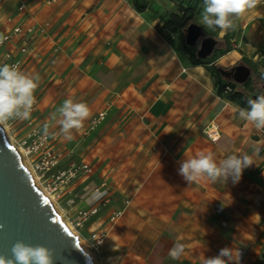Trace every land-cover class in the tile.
I'll return each instance as SVG.
<instances>
[{"label": "crops", "instance_id": "crops-1", "mask_svg": "<svg viewBox=\"0 0 264 264\" xmlns=\"http://www.w3.org/2000/svg\"><path fill=\"white\" fill-rule=\"evenodd\" d=\"M6 1L8 0L2 3ZM71 1L60 0L61 3L54 6L55 0H27L23 3H20V0H13L12 8L17 10L18 6H22L23 11L17 12L25 15L23 22L15 27L32 28L33 31L41 30L42 33L33 34L35 35L33 39H36L35 44L45 41L50 43L53 32L60 27L59 40L65 41L67 47L75 46L70 36L74 30L79 32L75 39L76 43L87 40L83 46L80 45L82 49L78 52V62H82L83 65L82 68L76 69L78 72H73L68 78L76 74L79 83H84L81 87L82 91L93 83L102 89V93L104 91L113 93L119 88L115 83L116 65L112 69L109 65L110 68L104 71L101 64L121 61L125 53L118 54L116 51L117 33L111 23L112 15L109 13L110 17L107 16L102 23H95L94 19L93 21L90 19L88 23L86 22L88 15L81 10L75 11ZM26 3L32 5L28 12ZM260 6H263V3L257 0L255 7ZM262 10L264 11V7ZM72 15H78L75 22L71 18ZM47 16H49L47 21L54 24L49 32L46 25L44 27L40 25ZM263 18L264 15L261 19ZM148 41L153 45V49L141 44L143 48L138 61L144 60L145 72L141 73V80L137 84L146 78H157L161 70L156 63L163 57H167L162 52L163 47L158 41ZM89 54L92 59L89 63H85ZM65 56L67 57V54ZM174 61H176L175 56L168 59V63ZM52 63L53 60L48 62L46 70L49 69L51 72ZM100 71L104 73V76L100 74ZM178 71L171 81H161L163 85L157 88L161 91L159 97L153 103L145 105V109H139L142 112L138 116L135 114L136 117L132 115L133 108L127 104L113 102L106 109H101L103 105L96 109H101L103 113L98 122V131L92 138L93 141L96 140V144L92 146L88 156L92 154V159L103 160L97 170H102L103 175L108 172V182L117 174L120 177L125 175L124 180L121 181L117 177L114 183L120 182L117 189L123 186L122 190L126 192L124 198L128 200L127 207L122 211L125 213V221L135 215L141 217L145 215L148 219L144 221V224L152 222L157 227L155 230L147 231V233H155L156 236L145 247L146 257H142L138 250L132 251V244L126 245L122 241L121 232H114L111 238L118 241V245L124 247L127 254L140 259V264H200L203 257H215L222 248L238 249L242 253L239 264H262L261 256L264 254L262 249L244 248L243 243L239 242V239H251L253 236L238 227H233L230 231L228 224L233 222L239 225L242 215L239 214L240 210L246 211L245 208H252L255 214L259 212L261 203H264V180L258 177L261 174L264 175L262 160L264 159V155L262 156L264 129H256L241 121L238 114L234 112L237 108L235 104L217 98L221 106L217 109L216 115L206 116V119L204 118L194 127L199 128L206 124V128L210 122L217 124L219 129L221 128L220 138L217 141L209 142L206 138L203 140L199 135H191V132L187 138L184 133H177V123L186 119L185 113L187 112L189 116L197 114L204 99L209 97L212 91L210 77L203 76L202 70L192 67L181 68ZM106 78L111 82L108 85H104L103 82ZM178 79L187 81L188 87L186 91L181 92L182 97L176 100V80ZM182 101L186 103L183 104ZM211 102L213 101H210L204 110L211 105ZM41 105L42 102L38 101L37 109H40ZM210 117L214 120L210 121ZM187 121L191 122V118ZM249 148L254 150L253 155H248ZM200 152L210 154L217 164L232 155H247L252 159L253 164L243 170L241 181L238 183H233L229 179L225 183L201 180L188 184L179 174L178 169L185 159L195 157ZM103 169L106 171L103 172ZM245 171L253 175L252 180H245ZM138 175H143L144 178L135 177L129 181V176ZM104 186L105 183H102L101 188ZM139 198L144 199L143 206L134 207ZM138 203H141V200ZM117 210L119 211L116 209L111 212ZM214 211L219 214H214ZM247 211L250 210L247 209ZM255 216L259 218L264 216V213L260 212ZM127 231L123 230L124 233ZM138 235L133 236L134 242ZM144 237L150 238L149 234ZM177 243L183 246V252L177 259H172L168 252ZM249 251H252V256L247 259L246 253Z\"/></svg>", "mask_w": 264, "mask_h": 264}, {"label": "rangeland", "instance_id": "rangeland-1", "mask_svg": "<svg viewBox=\"0 0 264 264\" xmlns=\"http://www.w3.org/2000/svg\"><path fill=\"white\" fill-rule=\"evenodd\" d=\"M25 1L27 0H20V3ZM147 1L149 2V8L143 14H137L133 10L131 6L132 0L71 1L72 7L75 8V11L81 10L88 15L86 17V22L88 23L90 22V19H94V21H92L95 23H102L107 16L110 17L109 13L112 15L111 19L113 20L111 23L117 33L115 41L117 47L116 51L118 54L125 53V55L121 61L117 60L116 63L101 64L102 70L104 71H107L110 67L112 69V67L116 65L114 68V70H117V79H115V83L119 88L110 94L107 91L102 93V89L93 83L87 86V89L82 91L81 87L84 83H79L78 77L75 73L73 77L68 78L73 72H78L76 71L78 67L82 68V62H78V52L87 41L84 39L81 42L78 41V43H76L77 40L75 39L80 33L75 30L70 36V38L73 39L72 43L75 44L73 47H67L65 41L59 40L61 37L59 35L60 27L53 32L50 43L45 41L40 44H35L36 39L34 40L33 37L42 33V31H33V33L35 32V35L26 42V54L20 53L22 42L15 37L3 46L5 51L11 50L13 56L21 59L20 71L29 75L38 74L40 80L38 87L34 92L35 103L30 118L23 121L10 120L4 125H0V128L2 130L4 127L7 128L11 138L10 143L16 149L21 146L23 141L28 142L29 139H31V137H28L32 134H43L47 136L55 155H57V164L51 170V173L48 176H45V178H40V175H36V177H39L37 185L40 189H45L47 186L50 187V192H46L55 196V209L60 215H62V217L58 215L52 204L51 206L61 221L70 225V223L74 222L79 211H87L97 208V214L91 217L81 229L74 230L76 234L73 235L77 240L82 241V243L86 245L84 248L92 256V264H140L141 262L140 259H136L127 254L124 247H121L118 251H110L108 253L103 252L101 249L99 253H96L91 249L88 242L89 235L91 234L90 232L92 231L100 232L105 238L104 242L106 239H109L114 244H118V241L113 240L111 235L114 232H121L122 241H124L126 245L132 244L133 248H131V250H138L141 252L142 257L145 256L146 245H148L149 242H152L156 236L155 233H147L148 230H155L157 227L156 224L152 222L144 224V221L148 219L145 215H143V217L135 215L125 221V213L122 211L127 207L126 202L128 200L124 198L126 192L122 190L123 186H120V188L117 189L120 182L114 184L117 177L122 181L125 179V175L120 177L119 174H117L108 182V172L103 175L102 170H97L98 166L102 165L100 163L103 162V160L92 159V154L89 156L88 154L90 153L92 146L96 144V140L93 141L92 138L98 131V122L101 119V113H103L102 110L106 109L110 103L116 102L117 104L130 105L134 110L132 115L133 117H136L135 114L138 116L141 114L140 112H142L139 111V109H145V105L153 103V101L159 97L161 91L157 88L160 85H163L161 82L162 80L171 81L175 74H178V69L193 67L191 63L192 54L197 52V47L190 48V51L184 50L177 37L171 36L164 29L162 20L168 19L169 14L171 13L181 16V12L187 10L189 13L188 16L193 19L191 24H196L200 27L206 37L213 39L217 38L214 40L218 42V47L223 45V42L218 40L224 38V44L229 46V52L226 55L220 56L217 54L215 58L206 61L205 63L213 62L212 68L216 67L220 73L225 74L236 64L241 62L245 65L250 64L259 74L264 76V18L261 20L246 22L240 19V16L233 17L232 28L228 30L217 29L216 31L206 32L199 24L203 11V1ZM59 2L60 0H55L54 6H57ZM258 2L263 3V6L259 7L262 9L264 7V0H258ZM2 4L3 3L0 4V40L5 36H10L15 25L21 24L25 19L24 13H18L16 9L12 8L13 0H8L3 5ZM25 5L26 11L28 12L32 5L29 3H26ZM77 16H71V18L74 19V22L77 19ZM48 18L49 16H47L40 25L42 27L46 25V29H48L49 32V30H52L54 24L53 22H48ZM24 24H26V22ZM46 29L44 28V31H46ZM148 40L158 41L163 47L162 52L167 55V57H163L156 63L161 70V72L158 73L157 78H146L137 84V82L141 80V73L145 72L144 60L142 59L138 61L141 49L143 48L141 44L147 48L153 49V45H151ZM66 54L67 57L65 56ZM174 56L176 57V61L168 63V59ZM91 59L92 57L89 54L85 59V63H89ZM51 60H53V63L50 72L49 69L46 70V66ZM100 74L104 76L102 71H100ZM202 74L205 77L209 76L204 68H202ZM109 81L110 79L108 78L104 79V85L111 83ZM210 82L212 87L211 95L204 99L203 105L199 108L198 113L189 116L186 112V119L177 123V133H184L186 138L189 136V132H191V135H199L201 139L204 140L205 136L202 131L205 130L206 124L205 126L194 128L195 124L202 122V120L206 116H210V114H213L212 116L214 117L217 113V109L221 106L219 100L224 101L216 96L215 89L212 85L213 79L211 77ZM96 86L97 88H95ZM186 87H188L187 81L181 79L176 80V100L182 97L181 92L186 91ZM69 98L73 99L74 102L85 103L91 111L90 118L83 122V127L81 129L70 130L74 137L71 141L65 140L62 135H56L59 133L58 120L62 117H60L59 114L56 116L52 115L56 112V109L63 104L64 100ZM217 98L219 100H217ZM38 101L42 102L40 109H37ZM210 101L213 102H211V105L204 110ZM184 103H186V101H184L183 104ZM101 105H103L101 108L102 110H96ZM213 117H210V121L214 120ZM189 118H191V122L187 121ZM206 121L207 120H205V122ZM247 135L249 136L250 134ZM253 151L252 148H249L248 155H253ZM263 155L264 152L262 153V156ZM81 160H84L85 164L89 166L91 170L89 174L78 172L71 179H68L67 176H62L68 168H77L80 165ZM262 160L264 161V159ZM23 161L27 162L26 167L31 170V161L26 158H23ZM105 171L106 170L103 169V172ZM245 174L246 181L253 179L252 174L247 172ZM141 176L143 177V175L129 176L128 179L130 181L131 179H135V177L141 178ZM57 177L58 179H56ZM258 177L264 180V175L261 174ZM230 181L232 180L230 179ZM240 181L241 178L239 182ZM102 183H105V186L101 188ZM93 192H99L100 195L94 201L89 202L90 194ZM139 200H141V203H138ZM139 200L136 201L134 207L143 206L142 202L144 199L139 198ZM116 209H119V211L111 212ZM247 209L250 211H247ZM244 210L246 211L240 210L239 212V214H242L241 217L244 216L243 218L240 217L239 225L231 222L228 224L229 230L231 231L233 227L243 229L245 232L253 236L251 239H239V242L243 243L244 248L258 247L264 251V216H260L259 218L255 216L260 212L264 213V203H261L259 212H255V214L253 213L252 208H245ZM116 213H120V217L116 221L110 222V218ZM214 214H219V212L214 211ZM231 214H233V212ZM123 230L128 231L124 233ZM137 234H139L138 238L134 242L133 236ZM148 234L150 237L149 239L144 237L148 236ZM108 235L110 236L108 237ZM116 256H123V261L121 263L114 260L110 261V258ZM250 256H252V251L246 253L247 259ZM261 257V263L264 264V254H262Z\"/></svg>", "mask_w": 264, "mask_h": 264}, {"label": "clouds", "instance_id": "clouds-1", "mask_svg": "<svg viewBox=\"0 0 264 264\" xmlns=\"http://www.w3.org/2000/svg\"><path fill=\"white\" fill-rule=\"evenodd\" d=\"M257 0H203V11L199 24L208 31L217 29L228 30L233 27L232 18L239 17L246 10L256 6ZM40 76L25 74L18 65H0V125L10 120H28L35 103L34 92L38 87ZM264 81V76L261 77ZM248 107H237L234 112L238 118L256 129H264V94L248 100ZM59 114V133L65 140L71 141L72 129L79 130L83 122L90 118L91 111L83 102H74L69 98L56 109L52 115ZM253 164L247 155H232L217 164L203 152L195 157L185 159L179 169V174L188 183L207 180L211 182L238 183L245 168ZM99 192L90 194L89 202L94 201ZM13 258L0 256V264H53V251L43 245L26 244L17 240L11 248ZM183 252L179 243L169 249L168 255L177 259ZM242 253L238 249L222 248L215 257L205 258L200 264H239Z\"/></svg>", "mask_w": 264, "mask_h": 264}, {"label": "water", "instance_id": "water-1", "mask_svg": "<svg viewBox=\"0 0 264 264\" xmlns=\"http://www.w3.org/2000/svg\"><path fill=\"white\" fill-rule=\"evenodd\" d=\"M198 42L196 57L205 60L211 56L217 42L204 38L201 28L190 24L185 30L184 44L194 48ZM228 75L234 84L241 86L249 80L251 72L245 66H237ZM17 240L50 248L53 264H92L48 199L36 189L0 128V256L14 259L11 248Z\"/></svg>", "mask_w": 264, "mask_h": 264}, {"label": "built area", "instance_id": "built-area-1", "mask_svg": "<svg viewBox=\"0 0 264 264\" xmlns=\"http://www.w3.org/2000/svg\"><path fill=\"white\" fill-rule=\"evenodd\" d=\"M4 0H0V4ZM18 12L23 11L22 6L17 7ZM33 29L32 28H21L20 26H16L12 29L10 36H5L2 40H0V65L8 64V65H18L20 69L21 59L16 58L13 56V52L5 51L3 49V46L5 43H8L11 41L12 38H17L18 40H21L22 42V48L20 50L21 54H26L27 51L25 50L26 42H28L31 37H33ZM225 92H229V89H226ZM206 140L209 142H215L220 138V129L219 126L215 123H210L203 132ZM29 141H23L21 146L17 149L20 153L22 158H26L27 160L31 161V170L30 172L33 175H40V178H45V176H48L51 173V170L56 166V156L52 146L50 145V142L46 135H35L32 134L28 138H30ZM19 156V154H18ZM19 156V158H21ZM21 161V159H20ZM78 172L89 174L91 172L89 166L85 164L84 161L81 160L80 165L77 168L70 167L68 168L62 176H67L68 179L73 178ZM29 173V172H28ZM30 174V173H29ZM32 182L34 184V176H32ZM39 180V177H37ZM58 179V177L56 178ZM35 185V184H34ZM45 191L50 192V187L47 186ZM97 214V208H93L87 211H79L75 217V220L73 223H70V226L73 230L81 229L82 226L94 215ZM120 213L114 214L110 218V222L116 221L120 217ZM66 227V226H65ZM67 228V227H66ZM89 235V245L91 246V249L95 251L96 253H99V251L102 249V244L104 242V236L97 231L90 232ZM78 240V244H79ZM86 246V245H85ZM81 248V247H80ZM83 250V248H81ZM85 249V248H84ZM84 252L86 250H83ZM87 252V251H86ZM85 252V253H86ZM88 253V252H87ZM91 255L90 253H88Z\"/></svg>", "mask_w": 264, "mask_h": 264}, {"label": "trees", "instance_id": "trees-1", "mask_svg": "<svg viewBox=\"0 0 264 264\" xmlns=\"http://www.w3.org/2000/svg\"><path fill=\"white\" fill-rule=\"evenodd\" d=\"M131 6L137 14H143L148 10L149 2L147 0H132ZM188 15L189 13L185 10L181 12V16L171 13L169 14L168 19L162 20L164 29L171 36L177 37V39L181 42L183 49L186 51H190L191 49L186 47L184 44L185 30L193 22V19ZM218 41H222L224 46L222 45L221 47H218L217 45L211 56L205 60H199L195 53L192 54L191 63L194 68H204L213 79L212 85L218 98L233 103L237 107L247 108V102L249 99H255L258 95L264 94V81L261 80L263 75L259 74L250 64H247L248 69L252 72V75L249 80L241 86H238L229 79L221 76L216 67L212 68L213 62L205 63L206 61L215 58L217 54L224 56L229 52V46L224 44L225 39L222 38ZM226 89H229V92H225Z\"/></svg>", "mask_w": 264, "mask_h": 264}, {"label": "bare ground", "instance_id": "bare-ground-1", "mask_svg": "<svg viewBox=\"0 0 264 264\" xmlns=\"http://www.w3.org/2000/svg\"><path fill=\"white\" fill-rule=\"evenodd\" d=\"M263 15H264V11L262 10V9H259V8H252V9H249V10H246L242 15H240V19H242V20H244V21H246V22H250L251 20H253V19H261L262 17H263ZM198 70H202V68H200V67H198ZM3 131H4V136H5V139H6V141H7V143L10 145V146H12L15 150H16V152H17V154H19V156L21 157V153H22V151H21V153L10 143L11 142V138H10V134H9V132H8V130H7V128L6 127H4L3 128ZM21 159V164H22V166L30 173V174H32L31 172H30V170L26 167V163L27 162H24L23 161V158L21 157L20 158ZM32 176H34V184H35V186H36V188L38 189V191H41L42 192V195L44 196V197H46L47 199H48V201L50 202V204H52L53 206H54V209L56 208L55 207V196L53 195V194H50V193H48V192H46L44 189H40L39 187H38V185H37V182H38V178L35 176V175H33L32 174ZM55 211H56V209H55ZM57 212V211H56ZM58 213V212H57ZM58 215L60 216V217H62V215H60L59 213H58ZM63 222V224L67 227V230L70 232V234H72V235H75L76 234V232L72 229V227L69 225V224H66V222H64V221H62ZM79 246L81 247V248H83V250H85L84 249V247H85V244L84 243H82V241H79ZM121 249V247L118 245V244H114L111 240H109V239H106L105 240V242L102 244V251L103 252H110V251H118V250H120ZM86 252V251H85ZM86 254H88L87 252H86ZM89 255V254H88ZM89 257L91 258V261H93V258H92V256L91 255H89ZM112 260H114V261H116V262H118V263H121L122 262V260H123V256H116V257H112V258H110V261H112Z\"/></svg>", "mask_w": 264, "mask_h": 264}, {"label": "flooded vegetation", "instance_id": "flooded-vegetation-1", "mask_svg": "<svg viewBox=\"0 0 264 264\" xmlns=\"http://www.w3.org/2000/svg\"><path fill=\"white\" fill-rule=\"evenodd\" d=\"M204 38H207V37L204 35ZM199 44H200V42H198L197 45H196V47H197V51H198V49H199ZM217 45H218V43H217ZM217 45H216V47H217ZM196 53H197V52H196ZM196 53H195V55H196ZM237 66H245V67L248 68L247 65H245V64H243V63L240 62V63L236 64L232 69H234V68L237 67ZM232 69H231V70H232ZM231 70H229V72H226L225 74L220 73V71H218V72L221 74V76H223V77L229 79L230 81H232V80H231V77L228 75V74L230 73ZM249 70H250V69H249ZM250 72H251V70H250ZM251 75H252V72H251Z\"/></svg>", "mask_w": 264, "mask_h": 264}]
</instances>
